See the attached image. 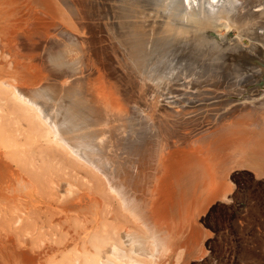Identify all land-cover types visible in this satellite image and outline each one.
I'll return each mask as SVG.
<instances>
[{
  "label": "bare ground",
  "instance_id": "6f19581e",
  "mask_svg": "<svg viewBox=\"0 0 264 264\" xmlns=\"http://www.w3.org/2000/svg\"><path fill=\"white\" fill-rule=\"evenodd\" d=\"M263 82L264 0H0V201L15 181L73 215L68 264H154L195 220L196 165L229 190L210 162L243 119L264 164Z\"/></svg>",
  "mask_w": 264,
  "mask_h": 264
},
{
  "label": "rangeland",
  "instance_id": "374dc122",
  "mask_svg": "<svg viewBox=\"0 0 264 264\" xmlns=\"http://www.w3.org/2000/svg\"><path fill=\"white\" fill-rule=\"evenodd\" d=\"M219 33L226 34V31L224 32L223 28ZM236 34L238 30L235 28L230 30L232 37ZM247 41L246 37L243 38L244 45H249ZM261 87L264 88V82ZM235 119L236 117L225 121V126L234 129V134H226V139L225 137L220 139L223 141V147L215 154L218 157L222 154L223 157L210 162L212 171L225 172L223 181L225 180L224 182L229 185V190L212 199L210 188L201 190L202 179L206 176L205 168L196 165L180 185L181 195L184 198L189 194V180L192 179L190 187H193V193L198 194L195 220L188 225L184 219V222L181 221L173 237L174 248L170 252L152 250V253H156L155 259H157L154 264H264V164L255 160L249 149L245 147L246 141L260 132V129L246 124L252 122L259 124L261 121L243 119L240 126L233 128ZM255 138L258 140L259 137L255 136ZM223 152L226 154L224 155ZM191 175H196L194 182ZM196 182L200 183L197 188L194 186ZM11 183V188L8 187L4 191V201H0V264L71 263L77 256L74 249L69 246L62 254L60 251L63 250L67 239L80 229L79 224L73 223L74 216L64 221L62 215L57 214L58 204L55 202L49 209L42 204L41 212L35 214L29 191L16 189L19 188L15 185L17 182ZM63 188L56 192L55 197L66 200L70 192ZM210 199L212 200L208 202ZM19 217L21 221L17 222ZM49 219H52V222ZM41 224L43 229L38 231L37 227Z\"/></svg>",
  "mask_w": 264,
  "mask_h": 264
}]
</instances>
